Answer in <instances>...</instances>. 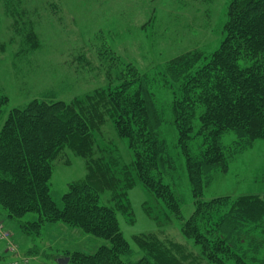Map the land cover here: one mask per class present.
I'll return each instance as SVG.
<instances>
[{
    "label": "trees",
    "instance_id": "obj_1",
    "mask_svg": "<svg viewBox=\"0 0 264 264\" xmlns=\"http://www.w3.org/2000/svg\"><path fill=\"white\" fill-rule=\"evenodd\" d=\"M223 27L224 38L210 55L198 48L172 57L162 69L130 67L128 75L119 71L83 98L60 100L48 92L7 112L8 97L0 95V214L34 241L46 221L108 240L95 254H75L76 264H264V194L203 196L217 173L264 140V0H231ZM160 94L167 96L195 200L193 215L178 219L191 251L155 231L134 235L135 250L118 218L119 209L128 208L119 190L127 196L136 180L171 209L179 204L163 179L176 178L178 167L163 134ZM105 116L128 140L136 178L104 169L114 177L116 205L101 204V190L87 176L69 185L59 208L50 193L53 162L67 148L89 156L93 145L85 150L84 140ZM226 134L233 138L229 145L223 143ZM29 213L39 218L24 220ZM136 253L140 257L132 258Z\"/></svg>",
    "mask_w": 264,
    "mask_h": 264
},
{
    "label": "rangeland",
    "instance_id": "obj_2",
    "mask_svg": "<svg viewBox=\"0 0 264 264\" xmlns=\"http://www.w3.org/2000/svg\"><path fill=\"white\" fill-rule=\"evenodd\" d=\"M230 1L0 0V95L8 97L5 109L24 107L48 92L60 100L83 98L106 87L119 71L128 75L130 67L142 72L151 67L162 69L167 60L194 49L210 55L224 38ZM160 95L166 113L163 134L178 167L176 178L163 179L171 185L179 204L171 209L138 180L127 196L126 189L119 190L122 203L128 205L119 209L120 226L135 250L134 235L151 231L163 239L187 243L178 219L190 218L196 207L176 130L169 122L167 96ZM232 140L230 134L223 137L225 145ZM84 142L85 150L93 145L89 156L67 148L53 162L49 182L52 198L62 208L69 185L88 176L101 190V204L114 206L116 193L110 172L118 178H136L128 140L118 135L105 116ZM104 169L111 175L101 173ZM241 194H264V140L237 155L227 172L217 173L203 196ZM1 215L0 264H62L60 258L67 257L68 264H76L71 260L75 254H95L109 244L106 238L78 227L48 221L34 241L17 221ZM38 218L39 214L29 213L24 220ZM161 221L164 223L159 228ZM188 242L191 251L194 246ZM139 257L136 253L132 258ZM228 264H235V260Z\"/></svg>",
    "mask_w": 264,
    "mask_h": 264
},
{
    "label": "water",
    "instance_id": "obj_3",
    "mask_svg": "<svg viewBox=\"0 0 264 264\" xmlns=\"http://www.w3.org/2000/svg\"><path fill=\"white\" fill-rule=\"evenodd\" d=\"M60 263H62V264H68V262H69V258L67 257V258H60Z\"/></svg>",
    "mask_w": 264,
    "mask_h": 264
}]
</instances>
